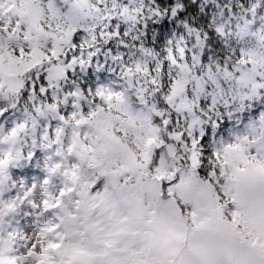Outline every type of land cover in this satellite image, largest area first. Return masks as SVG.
<instances>
[{"label":"snow or ice","instance_id":"obj_1","mask_svg":"<svg viewBox=\"0 0 264 264\" xmlns=\"http://www.w3.org/2000/svg\"><path fill=\"white\" fill-rule=\"evenodd\" d=\"M0 264H264V0H0Z\"/></svg>","mask_w":264,"mask_h":264}]
</instances>
